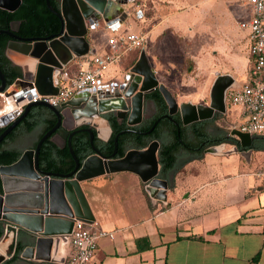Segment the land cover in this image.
Here are the masks:
<instances>
[{
	"label": "water",
	"instance_id": "1",
	"mask_svg": "<svg viewBox=\"0 0 264 264\" xmlns=\"http://www.w3.org/2000/svg\"><path fill=\"white\" fill-rule=\"evenodd\" d=\"M133 0H60L58 10H54L45 0L51 13L60 20V30L45 37H20L10 30H0V35L9 37L5 56L21 71V78L7 86L0 71V95L19 99L27 98L10 114L0 115V128L6 127L0 134V144L26 117L34 106L51 111L56 117L55 125L37 142L35 148L23 150L12 164L0 166V223L3 229L0 237V264L11 259L22 247L19 264H62L64 258L58 256V247L62 239L71 234L75 220L91 225L95 221L82 184L94 178L128 172L139 177L150 196L167 201L169 183L159 178L160 166L158 151L160 143L150 141L143 149L128 148L121 158L117 153V137L136 133L133 129L119 132L114 139L111 155H104L95 146L94 137L107 142L112 129L104 117L113 113L119 121L126 119L128 127L140 124L144 119V95L158 89L166 105L167 113L158 118L144 135L153 131L161 119L172 120L178 114L182 126L199 121L211 120L215 114H225L226 91L234 84L230 75H219L210 89L208 106L191 103L178 104L169 90L159 83L152 70L145 50H141L138 59L123 77L124 82L115 84L108 90L83 92L61 104L51 107L44 101L31 103L37 95L55 96L59 91L60 71L74 59L93 55V49L86 39L88 28L102 20L110 24L125 14L123 7ZM21 0H0V9L16 11ZM28 59L33 62L31 76H26L24 67L11 56ZM75 111H79L78 114ZM67 112L72 113L74 123L69 129L63 147L67 146L74 161L73 169L66 174L42 170L39 167V151L43 142L55 136L59 128L65 126ZM78 133L89 136L91 154L82 161L75 156L71 148V138ZM228 137L235 138L239 147L227 144L207 148L204 153L229 156L239 154L246 160L251 155L254 136L237 129L230 130Z\"/></svg>",
	"mask_w": 264,
	"mask_h": 264
},
{
	"label": "crops",
	"instance_id": "2",
	"mask_svg": "<svg viewBox=\"0 0 264 264\" xmlns=\"http://www.w3.org/2000/svg\"><path fill=\"white\" fill-rule=\"evenodd\" d=\"M149 3L157 7V0H133L123 7L126 16L122 13L110 24L100 20L88 28L86 39L93 54L105 53L111 36L143 33L142 28L146 33L156 31L155 40L162 41L166 24L155 22L156 13L145 14L143 8ZM123 64L112 66L102 85L120 83L126 75ZM76 69L72 62L66 67L71 75ZM235 107L244 122L242 108ZM0 112H5L4 106ZM73 123L63 130L69 131ZM39 133H20L4 148L21 153L33 149ZM95 138L98 144L105 143ZM53 142L63 147L60 134ZM232 146L227 144L226 149ZM251 151L247 160L233 154L238 158L230 168L219 166L227 156L204 153L203 159L169 177L165 202L150 196L139 177L128 172L82 184L95 218L89 227L113 235L98 242L90 264H264V170L256 173L247 168L253 162ZM60 239L58 256L65 258L69 239Z\"/></svg>",
	"mask_w": 264,
	"mask_h": 264
},
{
	"label": "rangeland",
	"instance_id": "3",
	"mask_svg": "<svg viewBox=\"0 0 264 264\" xmlns=\"http://www.w3.org/2000/svg\"><path fill=\"white\" fill-rule=\"evenodd\" d=\"M156 4L153 8L149 3L143 10L146 15L156 13V23L164 21L166 25L162 30L167 35L158 41L155 40L156 31L146 33L142 28L146 36L142 49L159 83L169 90L178 104L208 106L211 86L219 75H230L235 87L246 82L248 31L238 24L250 17L248 0H157ZM104 34L106 38L107 33ZM99 37L97 42L100 43ZM142 49L127 54L122 62V73L128 74ZM13 58L18 60V57ZM123 82L122 79L120 84ZM4 101L0 96V108L5 105ZM215 124L229 133L238 129L241 124L238 109L226 102V112L220 114ZM237 158L236 155L222 157L219 166L230 168ZM247 168L256 173L264 170V145H258L253 151V162ZM104 176L97 177V182L100 178L104 180Z\"/></svg>",
	"mask_w": 264,
	"mask_h": 264
},
{
	"label": "trees",
	"instance_id": "4",
	"mask_svg": "<svg viewBox=\"0 0 264 264\" xmlns=\"http://www.w3.org/2000/svg\"><path fill=\"white\" fill-rule=\"evenodd\" d=\"M60 0H49L50 6L58 10ZM0 30H10L20 37H45L56 34L60 30V20L49 11L45 0H21V5L14 12H7L0 9ZM9 37L0 35V71L4 75L7 86L21 78L20 69L13 65L5 56V49ZM136 61V60H135ZM133 62V64L135 63ZM133 64L131 66H133ZM130 66V67H131ZM2 96V95H1ZM152 102L155 106L154 114L143 120L139 132H147L154 122L167 113V105L158 91L155 89L144 95V103ZM112 129L110 139L104 144H98L94 137V144L101 152L109 156L114 150V139L123 130L129 129L126 119L119 121L113 113L105 114ZM220 114H215L211 120L199 121L188 126H182L178 114L172 116V120L161 119L155 126L150 136H139L137 134H123L117 137V153L115 158L124 156L128 148L143 149L152 140L160 143L158 151V162L160 166L159 178L169 180V177L181 171L188 163L201 160L207 148L222 143L239 147L235 138L228 137L229 132L216 126ZM56 123L55 115L48 109L41 106L32 107L26 117L0 144V166L9 165L17 161L21 152L5 149V144L14 140L18 134H29L39 130V139L48 132ZM6 127L0 128V134ZM69 131L59 128L55 134H60L64 141L67 140ZM251 149L254 151L258 145H264V135L254 136ZM71 148L75 156L82 161L91 154L89 136L86 133H78L71 138ZM39 167L42 170L54 173H69L74 167V161L67 146L58 147L50 138L46 139L39 151ZM3 229L0 223V237ZM140 240L138 241V245ZM140 247V246H139ZM22 247L17 248L15 255L2 264H17ZM258 258V255L255 259Z\"/></svg>",
	"mask_w": 264,
	"mask_h": 264
},
{
	"label": "built area",
	"instance_id": "5",
	"mask_svg": "<svg viewBox=\"0 0 264 264\" xmlns=\"http://www.w3.org/2000/svg\"><path fill=\"white\" fill-rule=\"evenodd\" d=\"M248 4L250 17L238 24L248 31V79L238 87L233 84L226 91L225 102L242 108L245 118L237 130L250 136H261L264 135V0H248ZM145 43L143 33L111 36L107 40L108 50L105 53L72 61L77 67L75 74L71 75L66 67L60 71L57 95H37L30 102L44 101L51 107L59 108L80 93L108 90L113 83L102 85L105 74L112 66L122 64L128 53L142 49ZM18 110L22 113V107ZM106 237L112 239L113 235L91 229L88 224L75 220L71 234L64 237L69 239V251L62 264H90L98 242Z\"/></svg>",
	"mask_w": 264,
	"mask_h": 264
},
{
	"label": "bare ground",
	"instance_id": "6",
	"mask_svg": "<svg viewBox=\"0 0 264 264\" xmlns=\"http://www.w3.org/2000/svg\"><path fill=\"white\" fill-rule=\"evenodd\" d=\"M13 58V57H12ZM14 59V58H13ZM16 62H18L19 64H21L24 67L25 70V74L26 76H31L32 72H33V62L28 60V59H14ZM23 61V62H19V61ZM2 97L4 98V103H5V112H2L0 115L2 114H10L12 112H14L18 107H20V105L24 102H26L27 98L22 97L17 99L14 94H11L10 97H5L4 95H2ZM9 105V107L6 106ZM58 252H59V247H58Z\"/></svg>",
	"mask_w": 264,
	"mask_h": 264
},
{
	"label": "flooded vegetation",
	"instance_id": "7",
	"mask_svg": "<svg viewBox=\"0 0 264 264\" xmlns=\"http://www.w3.org/2000/svg\"><path fill=\"white\" fill-rule=\"evenodd\" d=\"M155 110V106H154V104L152 103V102H148V103H146L145 105H144V112H145V119H147V118H149V117H151L153 114H154V111ZM75 113L76 114H78L79 113V111H75ZM72 119H73V115H72V113H70V112H67V117H66V121H65V124H71L72 123ZM122 121V120H121ZM143 124V121L140 123V124H138V125H136V126H134V127H129V129H133V130H135L136 131V133H134V134H137V135H139V136H150L151 134H152V132L151 133H149V134H146V135H144L143 133H146V132H139L138 131V129L137 128H140V126ZM63 129V128H62ZM154 130V129H153ZM57 135V134H56ZM55 135V136H56ZM55 136H53L52 137V142H53V139H54V137ZM26 137V136H25Z\"/></svg>",
	"mask_w": 264,
	"mask_h": 264
}]
</instances>
